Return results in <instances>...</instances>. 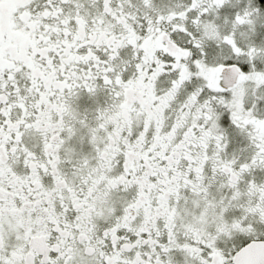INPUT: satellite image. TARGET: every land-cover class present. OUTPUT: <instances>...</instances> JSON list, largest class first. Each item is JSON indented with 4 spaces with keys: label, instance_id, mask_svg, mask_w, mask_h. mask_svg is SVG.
Segmentation results:
<instances>
[{
    "label": "snow or ice",
    "instance_id": "obj_1",
    "mask_svg": "<svg viewBox=\"0 0 264 264\" xmlns=\"http://www.w3.org/2000/svg\"><path fill=\"white\" fill-rule=\"evenodd\" d=\"M0 264H264V0H0Z\"/></svg>",
    "mask_w": 264,
    "mask_h": 264
}]
</instances>
